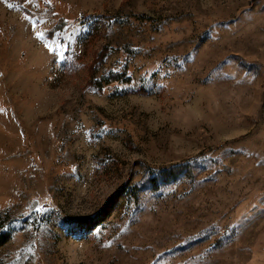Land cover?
<instances>
[{"label":"rangeland","instance_id":"374dc122","mask_svg":"<svg viewBox=\"0 0 264 264\" xmlns=\"http://www.w3.org/2000/svg\"><path fill=\"white\" fill-rule=\"evenodd\" d=\"M0 230V264H264V0H0Z\"/></svg>","mask_w":264,"mask_h":264},{"label":"trees","instance_id":"16d2710c","mask_svg":"<svg viewBox=\"0 0 264 264\" xmlns=\"http://www.w3.org/2000/svg\"><path fill=\"white\" fill-rule=\"evenodd\" d=\"M97 62V61H96ZM120 75H117L116 73H108L106 75L100 76L99 78H94L91 76L90 83L94 85L95 87L99 88L102 84V80L104 82H109L111 79H117ZM181 170V165L176 166H168L166 168H163L162 170H159V174L162 178H168V177H174L178 172ZM151 184L154 185L156 182V177H152L150 179ZM132 194L135 196L137 194L138 187L133 186L131 189ZM10 237V232L8 230H0V245L5 243Z\"/></svg>","mask_w":264,"mask_h":264}]
</instances>
